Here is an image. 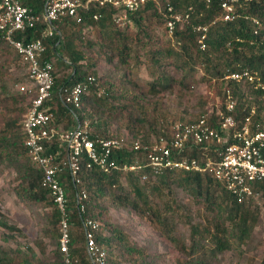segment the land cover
I'll list each match as a JSON object with an SVG mask.
<instances>
[{
    "label": "trees",
    "instance_id": "16d2710c",
    "mask_svg": "<svg viewBox=\"0 0 264 264\" xmlns=\"http://www.w3.org/2000/svg\"><path fill=\"white\" fill-rule=\"evenodd\" d=\"M22 3L41 14L45 0H22ZM161 5L163 10L169 5L180 13L190 10L189 24L178 27L173 40L169 38V41H165L160 35L159 32L167 34L165 19L152 3L142 5L136 13L131 14L129 23L124 27L116 25L113 20V15L121 12L120 9L92 5L90 12H79L80 22L69 18L57 22V33L53 37L45 36L47 24L43 20L34 28L15 34V38L24 43L41 40L44 52L40 61L52 64V90L44 103V108L53 114L52 127L67 131L89 121L91 139L127 136L147 147L160 138L170 142L176 125L197 122L204 115H207V124L217 131L220 130L221 117L226 115L234 120L230 132L239 130L252 109L251 122H264V93L254 91L249 84L223 79L228 73L248 68L256 71L264 81V0H237L232 21L221 19L220 0H166ZM93 14H100L101 17L94 20ZM200 25H209L204 49L198 44L200 34L193 29ZM6 56L21 63L28 80L21 55L0 38V57ZM102 59L106 63L115 62L121 70L120 80L125 81L124 84L117 85L102 76H95ZM142 66L151 77L150 81L139 80ZM172 70L178 71L180 76L175 77ZM198 71L201 72V82L219 83L216 91L218 109L207 111L210 99L200 96L196 115H187L183 110L174 117L159 98L170 94L174 87L180 93L187 92L189 80ZM90 77L94 78L93 82L88 81ZM79 83L86 84V89L78 107L65 105L66 91ZM228 91L235 100L230 113L226 111ZM33 93L34 89L29 88L19 93L3 92L0 102L14 105L29 100L25 108L19 109L24 119ZM116 116L126 117V132H111L112 118ZM22 122L13 119L5 124L2 138L8 156L4 158L0 155V161L7 160L16 171L21 200L49 209L48 224L54 232L52 238L57 240L56 256L51 264H63L64 254L59 247L62 214L49 191L42 186L40 168L28 156ZM58 151L64 152V148L59 141H55L49 146L48 153L56 154ZM146 155L145 149L122 150L115 154V160L120 165H130L136 161L144 162ZM213 156L212 151H202L192 146L178 159L203 163ZM143 174L148 175L145 182H141ZM80 179V185L75 187L69 176L63 178L68 257L78 264H89L82 228V221L87 219L100 224L101 229L95 237L106 250V264H144L143 248L109 221L108 207L104 205L106 201L114 208L132 211L146 219L183 255L180 264H211L235 247L241 249L250 240L259 222L260 209L264 210V181L251 184L253 192L259 193L262 200L259 207L253 199L239 203L210 172L174 169L152 176L146 168L139 172L120 170L105 173L97 168L87 169L83 161ZM173 185L184 189L200 205L195 213L196 220L188 209L176 201ZM76 191H84L87 196L83 202V213L77 206ZM179 225L187 227V234L180 231ZM0 226L14 230L1 221ZM141 258L142 261H137ZM259 264H264V257Z\"/></svg>",
    "mask_w": 264,
    "mask_h": 264
},
{
    "label": "built area",
    "instance_id": "2783aa9c",
    "mask_svg": "<svg viewBox=\"0 0 264 264\" xmlns=\"http://www.w3.org/2000/svg\"><path fill=\"white\" fill-rule=\"evenodd\" d=\"M164 1L166 0H45L43 12L37 14L32 8L24 6L22 0H0V38L21 55L26 65L29 89H34L33 98L22 122L25 135L24 146L31 162L41 170L42 186L49 191L62 214L59 247L64 254L63 264H78L77 261H71L68 257L69 237L63 178L67 175L75 187L79 186L80 165L83 161L87 169L97 168L105 173L120 170L139 172L146 168L152 176H159L167 170L174 169L199 173L210 172L213 178L239 203L259 199V193L253 192L251 184L264 181V122H251L254 109L250 111V116L237 131L230 132L234 127V120L230 115L219 114L220 117L222 116L219 131L207 124V115H204L197 122L176 125L170 142L160 138L147 147H143L138 141L127 136L91 139L88 122L78 124L76 128L67 131H59L51 126L53 114L44 108V103L50 97L52 90V64L40 61L44 52L41 40L24 43L23 40L15 38V34L32 29L40 20H43L47 24L45 36L53 37L57 33L55 25L57 22L66 18L80 22L79 12H90L92 5L120 9L121 12L113 15V20L116 25L124 27L129 23L131 14L136 13L142 5L152 3L164 16L167 34L173 40L178 27L189 24L190 10L180 13L174 11L169 5L163 10L161 2ZM235 2L237 0H220L223 21L233 20ZM100 17V14H93L94 20ZM254 23L259 25L256 20ZM208 26L193 27L200 34L198 44L201 49L205 48L204 41ZM223 79L237 84H249L254 91L264 93V81L256 71L248 68L228 73ZM88 81L93 82L94 78L90 77ZM85 89L86 84H76L66 91L63 103L78 107ZM25 90L21 87V91ZM227 95L226 111L230 113L234 109L235 100L229 91ZM55 141L61 143L64 152L48 153L49 146ZM192 146L202 151H212L213 158H207L203 163L186 158L179 160L178 158L185 150ZM141 149L147 151L142 163L136 161L130 165L126 163L120 165L115 160V154L119 151ZM147 179V174L141 176V182ZM75 197L79 211L83 213L86 193L76 191ZM82 228L89 264H106V250L95 237L101 229L100 224L87 219L82 221Z\"/></svg>",
    "mask_w": 264,
    "mask_h": 264
},
{
    "label": "rangeland",
    "instance_id": "374dc122",
    "mask_svg": "<svg viewBox=\"0 0 264 264\" xmlns=\"http://www.w3.org/2000/svg\"><path fill=\"white\" fill-rule=\"evenodd\" d=\"M163 31V29H162ZM165 41H169L166 33L159 32ZM90 36V35H87ZM172 45L171 42H169ZM98 55V54H96ZM100 66L95 70V76H102L103 79L122 85L121 70L115 64L106 63L103 59ZM175 77L180 73L171 71ZM59 73V71H58ZM201 72L198 71L195 77L189 80L187 92L177 91L174 87L170 94H165L159 99L171 110L174 117L185 110L187 115H196L199 109L198 97L206 96L208 101L207 111L218 109V98L216 91L220 86L201 82ZM139 80H151L146 69L142 66L139 69ZM127 85V84H126ZM125 85V86H126ZM21 87L27 89L30 84L25 76V71L18 61L13 57H0V99L2 93H19ZM102 89V87H101ZM102 93V90H100ZM10 102V101H9ZM29 100L17 104H1L0 102V155L6 158L8 155L3 148L2 135L5 132V124L13 119L22 122L19 109L25 108ZM126 117L112 118L111 132L121 134L127 131L125 128ZM89 123V121H88ZM19 178L13 167L7 160L0 161V221L11 226L14 230H7L0 226V264H51L56 256L57 240L52 238L53 230L48 224L49 209L39 204L29 203L21 200L18 196ZM176 201L189 211L191 217L196 220L195 213L200 205L181 187L173 185ZM261 207L262 200L256 201ZM109 215V221L120 227L125 234L145 252L144 264H180L183 255L178 253L173 246L167 242L151 225L134 212L122 208H114L104 203ZM259 222L254 229L250 240L241 249L224 253L211 264H259L264 257V210L260 209ZM194 220V221H195ZM182 233L187 234V227L179 225ZM137 261H142L138 259Z\"/></svg>",
    "mask_w": 264,
    "mask_h": 264
}]
</instances>
